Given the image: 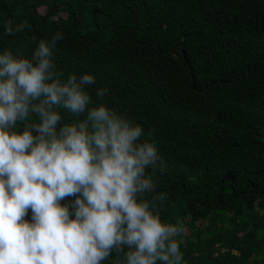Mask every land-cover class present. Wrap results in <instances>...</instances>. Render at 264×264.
Segmentation results:
<instances>
[{"label": "trees", "instance_id": "16d2710c", "mask_svg": "<svg viewBox=\"0 0 264 264\" xmlns=\"http://www.w3.org/2000/svg\"><path fill=\"white\" fill-rule=\"evenodd\" d=\"M6 20L19 31L5 35ZM57 32L60 79L94 76L88 107L156 145L164 170L146 169L155 188L141 198L163 194L154 212L183 225L181 264H264V0H0V54L31 60ZM60 114L58 127L86 118ZM123 261L113 250L101 264Z\"/></svg>", "mask_w": 264, "mask_h": 264}, {"label": "clouds", "instance_id": "9594fccd", "mask_svg": "<svg viewBox=\"0 0 264 264\" xmlns=\"http://www.w3.org/2000/svg\"><path fill=\"white\" fill-rule=\"evenodd\" d=\"M63 38L41 40L31 60L0 54V264H101L113 250L123 264H181L183 225L154 212L163 194L141 198L155 188L146 169L164 170L156 145L116 110L88 107L94 76L60 79L52 49ZM61 109L86 118L58 127Z\"/></svg>", "mask_w": 264, "mask_h": 264}, {"label": "rangeland", "instance_id": "374dc122", "mask_svg": "<svg viewBox=\"0 0 264 264\" xmlns=\"http://www.w3.org/2000/svg\"><path fill=\"white\" fill-rule=\"evenodd\" d=\"M186 233V232H185ZM182 239V237H180V240Z\"/></svg>", "mask_w": 264, "mask_h": 264}]
</instances>
